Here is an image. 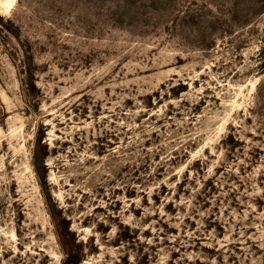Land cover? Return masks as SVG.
<instances>
[{
  "label": "rangeland",
  "instance_id": "rangeland-1",
  "mask_svg": "<svg viewBox=\"0 0 264 264\" xmlns=\"http://www.w3.org/2000/svg\"><path fill=\"white\" fill-rule=\"evenodd\" d=\"M0 110V264H264V0H0Z\"/></svg>",
  "mask_w": 264,
  "mask_h": 264
},
{
  "label": "trees",
  "instance_id": "trees-1",
  "mask_svg": "<svg viewBox=\"0 0 264 264\" xmlns=\"http://www.w3.org/2000/svg\"><path fill=\"white\" fill-rule=\"evenodd\" d=\"M1 113H2V110H0V115ZM66 264H78V259L73 256H70L68 260L66 261Z\"/></svg>",
  "mask_w": 264,
  "mask_h": 264
},
{
  "label": "bare ground",
  "instance_id": "bare-ground-1",
  "mask_svg": "<svg viewBox=\"0 0 264 264\" xmlns=\"http://www.w3.org/2000/svg\"><path fill=\"white\" fill-rule=\"evenodd\" d=\"M8 4H11V2H7Z\"/></svg>",
  "mask_w": 264,
  "mask_h": 264
}]
</instances>
